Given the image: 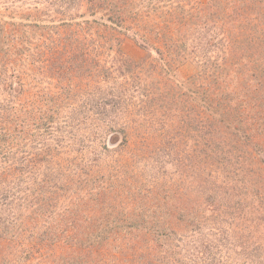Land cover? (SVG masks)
I'll use <instances>...</instances> for the list:
<instances>
[{"label": "rangeland", "instance_id": "obj_1", "mask_svg": "<svg viewBox=\"0 0 264 264\" xmlns=\"http://www.w3.org/2000/svg\"><path fill=\"white\" fill-rule=\"evenodd\" d=\"M0 122V264H264V0H0Z\"/></svg>", "mask_w": 264, "mask_h": 264}, {"label": "trees", "instance_id": "obj_2", "mask_svg": "<svg viewBox=\"0 0 264 264\" xmlns=\"http://www.w3.org/2000/svg\"><path fill=\"white\" fill-rule=\"evenodd\" d=\"M63 2L65 3V0H63ZM73 5H72V8H73ZM93 6L94 5H92L91 7H93ZM180 22L181 21L178 22V26H179ZM25 25L27 26V28H30L31 27L29 24H26L25 23ZM205 38H206V41H205L206 46H209L211 48H215V44H216V40H218V36L217 35L208 36V37L205 36ZM12 39H14V38H12ZM21 43L24 45V42H21ZM21 43H19L18 45L20 46ZM182 47L185 48L184 45H182ZM185 50H187V48H185ZM7 75H9L8 77H12V75H13L12 68H11V71L7 73ZM3 89L5 90L6 94H10V95H17V94L20 93L19 84H15L14 85L13 82L12 83L11 82H7V83L4 82L3 83ZM221 101H223V99H221V100L218 101V102H220L219 105L223 106V102L221 104ZM98 103L101 104V102L99 100H96L94 102V104H91V107L94 108L95 111L96 110L98 111L100 109V107L97 105ZM44 111H45L44 108H40V107H36L35 105H32L31 106V110H29V111L26 112V114L30 115L29 118H28L27 115H23L22 114L21 109L17 110V114L18 115L15 113V119L13 120V122H14L13 128L16 129V128L22 127L24 129H26L25 127H28V125H25V124H32V125H34L36 127V130H37L40 127H43L45 125H48V122H49V120L47 118L48 117V110H46L45 112ZM213 111L214 110H211V112H213ZM46 113H47V115H46ZM96 113L102 114V112H100V111H98ZM34 114H36L37 116L34 115ZM44 118L47 119V121L44 120ZM3 128H5V129H3ZM12 134L13 133H11L8 129H6V127H4V125L2 126L1 125V122H0V170L2 172H5L3 170V168H5V165L12 158V153L9 151V144H6V142L8 141V137L11 136ZM22 157H23V153H22ZM19 160L26 161V158H24V157L23 158H19ZM28 162H29V160H28ZM12 191L13 190H6V189H4V186L0 187V194L2 195L3 199H6L8 197V195ZM54 191L55 190H53L52 192H54ZM14 200H15V198H12L11 199V201H10V207L8 206L7 203H3L2 204V205H5L6 206L5 207V210L8 212V218L4 219V221H6V223L8 225H10V226H13L12 219H13V214L14 213H13V210L11 209V207H13V204H14L13 201ZM175 209H176V212L174 214L175 221H178V219L186 218V219H188L191 222V223H189V226H193L194 227L193 230H196V227L199 230L200 221H199V224H196V221L192 218V215H193V212L192 211H188V209L183 208V207H180V206H176ZM45 210L48 211L49 208H46ZM214 212H215V208L213 207L212 204H208V200H207L205 202V209L201 213L203 214V216L205 214H211L210 215V218H212L213 215H214ZM203 221L206 222L207 219L206 218H203ZM213 225H214V222L205 225V230L203 231V232H205V235H201V238H200L201 245H197L196 246V251L195 252L197 254H200V255L207 254L208 259L210 261L216 262L217 256H219L220 254H218L217 252H213L212 251L213 237H207L206 236L207 233L212 234L213 230H215V228H214ZM167 229H168V227H167ZM173 232H174L173 229H169V233H171L173 235ZM169 233L167 232V234L164 235V238H166L167 236H170ZM97 238H99V239H97V240H88V242H90V241H96V244L95 245L91 244L92 247H90L86 243V240H85V244L82 245V246H80V249H82V250L85 249L84 251H86V253L82 257H75V258H70V257L64 258V257H61V258H59L56 261V264H78V263L81 264V262H83V264H88V263L89 264H97V260L95 262H91L90 259L92 258V255H89V254H91V252H93V255L95 254L94 251H93V248H94L93 246H101V245H103V243L105 241L104 236L101 235V234H98L97 235ZM156 239L161 242V240L163 238H160L157 235V238ZM82 243H84V242H82ZM162 245L163 246H166L167 244H165L164 242H162ZM257 249L259 250L260 247L257 246L255 248H252L251 250H248V255L245 256V257L247 258L248 256H252V254H253L252 251H255ZM96 255L98 257L101 256V254H96ZM257 257H259V255H257ZM85 261H87V262H85ZM172 264H175V262L172 261Z\"/></svg>", "mask_w": 264, "mask_h": 264}]
</instances>
